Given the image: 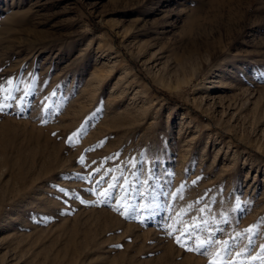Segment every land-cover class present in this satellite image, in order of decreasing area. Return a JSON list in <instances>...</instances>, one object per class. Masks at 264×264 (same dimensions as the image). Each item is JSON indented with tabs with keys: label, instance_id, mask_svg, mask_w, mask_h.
I'll use <instances>...</instances> for the list:
<instances>
[{
	"label": "rangeland",
	"instance_id": "obj_1",
	"mask_svg": "<svg viewBox=\"0 0 264 264\" xmlns=\"http://www.w3.org/2000/svg\"><path fill=\"white\" fill-rule=\"evenodd\" d=\"M0 264H264V0H0Z\"/></svg>",
	"mask_w": 264,
	"mask_h": 264
}]
</instances>
